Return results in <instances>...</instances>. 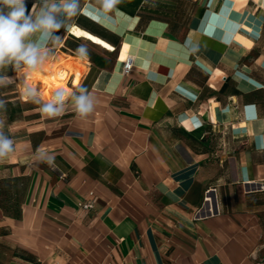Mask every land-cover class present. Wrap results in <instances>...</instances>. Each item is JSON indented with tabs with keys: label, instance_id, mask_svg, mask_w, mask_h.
<instances>
[{
	"label": "crops",
	"instance_id": "0c3cea01",
	"mask_svg": "<svg viewBox=\"0 0 264 264\" xmlns=\"http://www.w3.org/2000/svg\"><path fill=\"white\" fill-rule=\"evenodd\" d=\"M106 7L107 40L65 23L35 68L0 67V264H264V0ZM71 59L65 98L25 91Z\"/></svg>",
	"mask_w": 264,
	"mask_h": 264
},
{
	"label": "clouds",
	"instance_id": "9594fccd",
	"mask_svg": "<svg viewBox=\"0 0 264 264\" xmlns=\"http://www.w3.org/2000/svg\"><path fill=\"white\" fill-rule=\"evenodd\" d=\"M39 11H28L25 0H0V67L21 65L35 68L44 54L42 49L56 38L65 18L76 15L78 0H40ZM11 79L0 77V80ZM79 116L93 111L94 99L85 89L74 96ZM0 121V160L14 151V141L4 133Z\"/></svg>",
	"mask_w": 264,
	"mask_h": 264
},
{
	"label": "rangeland",
	"instance_id": "374dc122",
	"mask_svg": "<svg viewBox=\"0 0 264 264\" xmlns=\"http://www.w3.org/2000/svg\"><path fill=\"white\" fill-rule=\"evenodd\" d=\"M112 1L113 0H78V9H77L76 15H74L70 19L65 18L63 20V25L66 23L69 25H76L75 27L81 28L79 26V24H83V25H85L91 29H94V30H97L100 32H104L106 35L112 36L113 33L107 25L108 21L110 19H107L104 17L97 18L94 16V13H97V11H99V12L102 11V12L106 13L107 9H102L101 6L106 7L107 4H109V2H112ZM39 3H40V0H25V5H26V8L28 9L29 12L32 9L36 8L37 5H39ZM85 6H86V9H85ZM84 36L87 38V40L84 38L72 37V39H70V41H69V46L74 51L80 52V53L98 54V52H104V49L102 47L95 45V44H92L90 41H88V39H89V40H92L93 42L99 44V38H97L95 36H92L90 38L87 34H85ZM103 47H105V46H103ZM79 62L81 64L82 61L79 60ZM61 64H62V60L55 63L54 65H56V66L54 67V69L56 67L59 68L61 66ZM45 65H47L46 62H44L42 64V67H44ZM25 71H23L22 73H24ZM5 73H7V72H4L3 69H0V76H2V74H5ZM22 73L20 75L21 78H22ZM29 81H32L34 83H38L39 86H41V93L43 94L45 92L44 91L45 85L42 83V81L40 79H30V80L24 81L25 91L28 90V88H27L28 83L27 82H29ZM45 98H47V97H45Z\"/></svg>",
	"mask_w": 264,
	"mask_h": 264
},
{
	"label": "bare ground",
	"instance_id": "6f19581e",
	"mask_svg": "<svg viewBox=\"0 0 264 264\" xmlns=\"http://www.w3.org/2000/svg\"><path fill=\"white\" fill-rule=\"evenodd\" d=\"M75 71L81 74L83 68L74 59H71L61 64L59 68L54 69L51 64H47L42 70L25 72L23 79L24 81L40 79L45 85L43 96L49 98V100H61L65 98L64 96L70 90L68 81L74 76L71 75Z\"/></svg>",
	"mask_w": 264,
	"mask_h": 264
},
{
	"label": "built area",
	"instance_id": "2783aa9c",
	"mask_svg": "<svg viewBox=\"0 0 264 264\" xmlns=\"http://www.w3.org/2000/svg\"><path fill=\"white\" fill-rule=\"evenodd\" d=\"M62 47H63V45H62ZM133 66H134V58L131 56V55H129L128 57H127V59H126V61H125V63H124V66H123V73L125 74V75H129L130 74V72H131V70H132V68H133ZM70 81V80H69ZM69 81H68V83H69ZM214 190H208L206 193H207V195L208 194H210V193H212ZM206 200H210V198H208V197H206L205 198ZM94 207V204L92 203V202H88V203H86L85 205H83V208L84 209H86V210H90V209H92ZM214 212L212 211L211 212V214H213ZM200 214V212H198V215Z\"/></svg>",
	"mask_w": 264,
	"mask_h": 264
},
{
	"label": "trees",
	"instance_id": "16d2710c",
	"mask_svg": "<svg viewBox=\"0 0 264 264\" xmlns=\"http://www.w3.org/2000/svg\"><path fill=\"white\" fill-rule=\"evenodd\" d=\"M79 26L82 28V29H85L86 31H89L91 32L92 34L102 38V39H105L107 40L108 39V36L104 33V32H100V31H97V30H94V29H91L83 24H79Z\"/></svg>",
	"mask_w": 264,
	"mask_h": 264
}]
</instances>
